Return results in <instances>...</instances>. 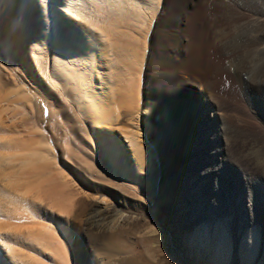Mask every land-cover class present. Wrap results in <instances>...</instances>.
Returning a JSON list of instances; mask_svg holds the SVG:
<instances>
[{
    "label": "rangeland",
    "instance_id": "rangeland-1",
    "mask_svg": "<svg viewBox=\"0 0 264 264\" xmlns=\"http://www.w3.org/2000/svg\"><path fill=\"white\" fill-rule=\"evenodd\" d=\"M45 1V6L49 9L47 13H52L50 9L55 6V0ZM108 1L95 0V3L87 1L88 6L90 5V7L86 6L88 7L87 11L90 8L88 12L91 14L85 10L84 13L87 17L78 18V22L81 21L82 28L93 25L89 27L93 35H95L96 28L99 33H103V31L100 32L101 29L99 28L103 27L102 30L107 29L109 26L113 28V25V30H121L122 28V31L125 30L124 32L129 30L127 33L130 35L128 37L124 36V38L127 43L129 41L133 42L129 46L132 55L129 56L126 62H129V60L143 62L141 64L139 61L133 70V75L138 76L134 80V85H137H135V88L138 89L137 94H139L142 101L147 102L150 99L149 93L154 92L156 96L162 98L164 106H167L165 108H168L167 120L172 124L170 127L164 126L161 130V134H165L162 141H160L161 143H158L159 145L154 142L159 138L151 133L153 124L149 125L148 122L151 114L142 113V110L139 122L140 129L137 127L133 129L140 130L138 131L142 134L140 139L153 147L152 149L156 152L158 161L161 163L158 185L160 191L157 195L153 196L146 185L141 183L140 185L128 179L125 180L122 176L120 178L114 174L112 175L111 172H107L103 168L102 155L100 158L94 155L93 138L91 132L87 129L88 123L84 121L83 116L76 109L79 100L73 96L75 95L74 91H72L73 94H70L75 97L74 99L69 95V90L62 83V77L53 74L52 77L54 78H52L50 77L51 73L44 74L45 76L42 75L45 78L44 85L40 84L37 87L36 79L33 78L31 81L29 77L23 74L24 77L21 78L20 82L15 84L12 81L5 89L7 91H3L8 93V89L11 90V87L21 90L24 88L23 92L20 91L21 93L16 94L22 95L24 93L32 99L30 102L27 101L26 105L32 106L34 104L37 112L33 115L34 117L30 115L33 120L29 118V122H37L34 123L37 126L36 129L40 132L43 131V133L46 132L51 137L49 145L56 147L60 152V158L56 161L57 164L60 163L65 166V161H69L71 166L82 168L85 176L111 190L105 195L104 193L98 194L94 189L89 188L87 184L80 183L79 186L82 192L74 196L73 204L70 203L71 200L69 201V207L67 205L68 199H71L72 196H66L65 203L69 214L63 215L62 212L60 214L57 209H54L56 210L55 215L60 216L58 223L61 224L54 223L53 219L46 217V224L59 230H52L51 232H57L58 240H63L66 242L64 245H68L63 250V254L66 253V256H69V258L66 257L67 261L69 260V264H264V188L261 187L260 189L262 207L254 199L250 203L246 199L250 188L245 177H248L252 169L246 165L241 152L237 153L238 151L235 150L238 147L236 142L233 145L234 147L227 145L226 149L222 150L221 143L216 141L210 143L205 140L206 133L208 132V135L212 133L207 131L206 122L215 119L214 113H211L203 105L204 100H200L202 94H204L200 88V82L205 77L216 79V90L224 95L223 97L226 98L231 108L238 106L242 113H251L254 116L253 119L264 127V121L257 117L258 115L250 108V94H240L230 74L220 72L214 75L216 66L220 62L218 45L214 43L215 37H213L212 32L215 24L214 14H208L207 17L203 11L194 14V11L203 0H150L152 2H149L150 4L147 6L144 5L146 7L143 6L144 8L142 7L143 9L140 12L135 4L136 0ZM230 1L235 4L234 11L255 16L262 15L264 18V0ZM117 7L119 8L117 9ZM247 7L248 10H246ZM216 9L212 8L211 11L217 12L218 9ZM72 20L76 23L74 18ZM86 20L93 21L95 24L92 22L90 25V22ZM105 21L107 22L105 23ZM206 27L211 30L210 33L205 29ZM94 28L95 30H93ZM105 29L104 31H106ZM64 31L65 27L61 35L67 36ZM248 33L251 32L248 31L242 34L244 37L242 35L234 37L229 47L244 53V51L252 52L258 49L259 46L264 45L263 38L261 41L254 40L250 38ZM93 35H91L93 39H96ZM54 36L55 33L52 34L51 39ZM67 37L70 38L71 34ZM95 43L97 44L96 41ZM111 45L112 49L116 47L113 43ZM104 48L105 46L98 49L99 70L102 74L105 73L106 76L109 73V75H112L111 78L116 80L119 75L117 73L118 64L107 66L105 60L109 49L107 47L104 50ZM235 49L233 50L236 51ZM102 53L103 56L101 57ZM48 55L50 56L49 68L54 69L52 66L55 61L51 59L52 53L50 52ZM44 59H46V55H44ZM241 59L237 60L240 61ZM6 62L7 54L0 46V65H5ZM126 62H120V64L123 66ZM253 62L255 63V61ZM87 64L90 65L88 62ZM89 67L93 68L91 70L95 68V66ZM77 68H74L76 76L80 73ZM98 80L99 78L95 83L97 82V86L101 87L99 85L100 80ZM116 85L117 83L112 82L111 89H115ZM170 91L174 92L172 96H168ZM5 93L3 94L6 95ZM16 94L8 96L10 100L7 103L12 101V98L16 99L14 98L17 96ZM114 94L119 97L118 93ZM74 100L76 102H72ZM17 105L19 104H11L10 106L11 108H17ZM121 112L122 116L116 127H118L120 137L124 140L125 133L123 131L132 128V122L135 121H131L129 116L123 115L124 110ZM9 113L11 114L12 110ZM26 117L28 118L29 115ZM18 118L22 119L21 116ZM154 119L162 125L165 122L161 120L160 115H155ZM185 119L191 121L186 127L181 124ZM9 120L10 117L6 121V126H8L6 128L8 130L10 127L8 131H11L7 132L6 135L16 136L15 134H18L17 127L13 125V121ZM29 122L28 124H30ZM176 122L179 123L178 132L174 128ZM72 126L77 129H70ZM18 128H21L22 134L25 132L23 127L19 126ZM24 135L28 138L26 133ZM123 142L127 152L130 153V157L133 158L128 142H125V140ZM73 143H75L74 146ZM219 147L221 149L217 152ZM158 148L162 149V155ZM235 151L237 156L232 155ZM68 155H70V158H68ZM77 157L82 158L83 161L79 162ZM62 158H66V160L62 161ZM206 168L209 169L202 172ZM64 170L67 172V168ZM197 172L199 174H196ZM193 176H196L197 179L191 181ZM215 182L218 185H224L226 193L234 201L233 207L236 211H234L235 215L232 217L233 221L229 222L230 229L228 231L219 222L220 218L224 216L217 217V211L215 212L217 196L205 192V188H208L209 191L214 187L217 188ZM1 184L2 181L0 182V191L5 188ZM10 189L9 187L8 190L11 191ZM24 190L25 188L22 189V191ZM13 191H15L14 188ZM197 191L202 193L197 194L198 197L195 194ZM22 193L19 192V194ZM222 195L218 193V198ZM96 196H100V198L97 199ZM80 198L82 200L79 202ZM102 198L105 199L104 203H100ZM175 200L176 202H174ZM237 202L239 203L236 204ZM175 205L178 207L177 209L174 208ZM104 206L107 207V214L105 217L103 216V221L101 220L100 224L99 222H92V215L98 208ZM211 210L216 215V228L211 229L207 236L206 227L203 226L205 220L208 219L206 213ZM239 222L242 224L241 228ZM253 227L257 228V232L260 234V246L256 257L251 260L249 256L250 243L247 239L248 232L246 230H252ZM241 229L244 230V234L240 233ZM224 230L227 233H224ZM229 237L233 242L231 245L227 243ZM245 237L247 238L242 244L241 242ZM3 244L0 245V264H11L8 251ZM54 248V246H50L49 251L46 250L48 255L45 259L42 255H36L40 259H44L46 263L50 264L52 262L51 264H53L54 254L51 251ZM24 249H26L25 251L28 250L27 248ZM28 251L30 252V250Z\"/></svg>",
    "mask_w": 264,
    "mask_h": 264
},
{
    "label": "bare ground",
    "instance_id": "bare-ground-1",
    "mask_svg": "<svg viewBox=\"0 0 264 264\" xmlns=\"http://www.w3.org/2000/svg\"><path fill=\"white\" fill-rule=\"evenodd\" d=\"M44 1L45 0H0V46L7 54L6 64L0 65V182L2 181L3 186L2 184L1 186L5 187L2 189L3 191H0V239L4 240L3 245L8 251L9 255H7L10 258L11 264H48L44 259L45 257L47 258L48 254H46V250L48 249L49 251L50 246L55 247L54 250L51 251V253L54 254L53 264H69V260L67 261L66 259V257L69 258V256H66V253L63 254L64 248H67L68 245L65 246V241L58 240L57 232H51L52 230H59L55 227L56 230L52 228V226H48L46 224V217H49L51 220L53 219L54 223H58V221H60V216L55 215L56 210L54 209H57L59 213L62 212L63 215L69 214V204H73L74 196L82 192L79 186L80 183L87 184L89 188L94 189L98 194L104 193L105 195L111 192L108 187L85 176L82 168L71 166L69 161H65V166L60 163H58L60 167L58 166L56 161L60 158L59 149L49 145L51 137L46 132L43 133V131L40 132L36 129L37 126L35 124L37 122H29L30 115L32 117L37 112L34 104H32V106L26 105L27 101L30 102L32 99L24 95V93L22 95L16 94L18 92H23L22 90L24 88L21 90L11 87V90L10 88L8 89V93L3 92L12 81L17 84L22 77L26 76L29 77L31 81L33 78L36 79L38 87L40 84L44 85L45 78L43 76L47 74L51 73L50 77H52L53 74L62 77V83L65 85L66 89L69 90V95L75 92L73 96L79 100L78 104L75 103L77 104L76 109L79 111L80 115L83 116L84 121L88 123L87 129L91 132L93 138L92 146L95 152L94 155L97 158H100L102 155L103 168H105L107 172H111L112 175L114 174L120 178L124 177L125 180L128 179L129 181L146 185L153 196L157 195L158 191H160L158 185L161 163L158 161L156 152L152 149L153 147L140 139L142 135L138 132L140 130L136 131L133 129L135 127L140 129L139 122L141 120L140 115L142 110V113L151 114L150 121L148 120V122L149 125H151V123L153 124L151 133L159 138L156 141L153 139L154 142L158 144L162 141L165 134H161L163 127H170L172 124L167 120L168 108H165L167 106H164L161 97L156 96L154 92L151 94L149 93L150 96H148L150 99L145 102L142 101V99L139 98V94H137L138 89H136L137 87L135 88L136 84L134 85V80L135 77L138 78V76L133 75V70L140 60H136L135 62L129 60V62H126L129 56L132 55L129 46L133 42L128 40L129 42L127 43L124 38V36L128 37V35H130L127 33L129 30L126 32H124L125 30L122 31L123 28H120L121 30H113L114 25L110 22L113 28H111V26L107 28L108 30L104 28L106 31H104V29L102 30L103 27L99 28L101 29L100 32L103 31V33H99L96 28V31H94L95 35H93L92 30L89 28L93 26L91 25L93 21L90 22L87 20L86 21L90 22L89 24L91 26L82 28V23H80L81 19L79 20L80 22H78V18L86 16L84 12L90 7L87 1L95 3V0H55V6L50 9L52 13H47L49 9L45 6L47 2L45 1L44 3ZM152 1L136 0L135 4L138 6L140 12L141 9ZM108 2H111V0ZM118 8L119 7H117V9ZM212 8H217L218 11L212 12ZM233 9H235V4L230 0H203L194 11V14L200 13V11H203L206 17L208 14H214L215 24L213 26L214 28H212V32L213 37H215L214 43L218 45L220 62L219 65L216 66L215 74H213L217 75L220 72L230 74L233 78L234 85L238 87L237 91H239L240 94H250L249 102L251 104V110L258 115L257 117L264 121V45L259 46L258 49L252 52L244 51V53H240V50L238 51L233 48L236 50L234 51L229 47L234 37L241 36L248 31L251 32L248 33L250 38L258 41H261L262 38L264 40V18L262 15L255 16L248 13H239ZM89 10L90 8L88 11ZM246 10H248V7ZM72 18L75 19L76 23H74ZM106 22L107 21H105V23ZM120 26L122 25L120 24ZM64 27V32L67 33V36L71 34L70 38L66 35H61ZM205 29L209 33L211 32L207 27ZM93 30H95V28ZM53 32L55 36L51 39L52 34H54ZM118 34L120 35L118 36ZM91 35L96 39H93ZM112 43L116 46L113 49ZM104 46V50L107 49V47L109 49L107 50L108 54L105 60L107 66L109 65L110 67L115 63L118 64L117 73L119 75L116 80H113L111 78L112 75H109V73L107 74L106 72V76L103 71L104 74L99 70L100 63L98 61L100 58L98 56V49ZM50 52L52 53L51 59L55 61V64L52 66L54 69L49 68L48 64L50 61V56L48 54H50ZM44 55H46V59H44ZM237 59L241 60L238 61ZM253 61H255V63ZM87 62L90 63V65L87 64V66ZM120 62H126V64L122 66ZM142 63L143 62H141V64ZM75 66L78 67L77 71H80L77 76L74 71V68H76ZM89 66H95L94 70H91L93 68ZM23 74L24 76H22ZM98 78L101 87L97 86V82L95 83ZM215 80L214 78L205 77V79H202L200 82V88L204 93L200 100H204L203 105L215 115V119L209 122L205 121L207 131L212 132L210 135H208V132L206 133L205 140L210 143H212V141L221 143L222 145L220 147H222V150L226 149L227 145L232 147L236 142L238 147L235 150L238 151L237 153L241 152L246 165L252 169L248 177H245L250 188L248 192L249 196L247 193L246 199L249 200L250 203L253 202L254 199L256 203L262 207L263 202L260 198V189L261 187L262 189L264 188V127L253 119L254 116L251 113H242V110L238 106L231 108L226 98L223 97L224 95H221L220 91L216 90ZM112 82L117 83L115 89H111ZM114 93H118L119 97ZM12 94L17 95L14 97L16 99L12 98V101L7 103V101L10 100L8 96H12ZM173 94L174 92L170 91L168 96H172ZM70 96L73 97L72 95ZM75 97H73V99ZM72 102L76 101L74 100ZM11 104L19 105H17V108H11ZM10 108L12 110L11 114L9 113L11 111ZM122 110H124L123 115L129 116L131 121H135L132 122V128L123 131L125 133L124 140L128 142L129 148L132 150L133 158H131L130 153L127 152L126 146L124 147V140L120 137L119 130L117 129L118 127H116L120 122ZM228 111L230 112L229 114L227 113ZM28 115L29 117L27 118L26 116ZM155 115H160L161 120L165 121L163 125L154 119ZM6 116L10 117L11 122L13 121V125L17 127V129H19V126L23 127L25 132L22 134L20 128L19 130L16 129L18 133L15 134L16 136L6 135L7 132L11 131H8L10 127L8 130L6 128L8 127L6 126V121L8 119ZM19 116H21L22 119L18 118ZM188 117L190 118L191 116ZM28 122L30 124H28ZM189 122L191 123V121L185 119L181 124L186 127L190 124ZM13 125L10 126L12 127ZM74 128L72 126L70 129ZM174 128H176L178 132L179 123L176 122ZM13 131L15 130L13 129ZM38 132L39 134L37 135ZM24 133L27 134L28 138L25 137ZM74 144L75 143H73V146ZM220 147L217 148V152L221 149ZM158 149L162 155V149ZM232 155L235 156L236 151ZM68 158H70V155H68ZM61 160L64 161L66 158H62ZM78 161L81 162L83 159L79 157ZM63 168H67V172ZM221 168L225 170V168ZM208 169L209 168H206L202 172ZM196 174H199V172ZM196 179L197 177L193 176L191 181ZM216 186L217 188L214 187L211 191L205 188V192L217 196V208L215 212L217 211V217L221 215L224 216L220 218L219 222L221 225L225 226L228 231L230 229L229 222L233 221L232 217L235 215L234 211H236L233 207L234 201L226 193L224 185H218V183H216ZM9 187L11 191L8 190ZM13 188L15 191H13ZM23 188H25L24 191H22ZM175 190H177V188H175ZM19 192L23 193L19 194ZM200 193V191H197L195 194L197 195ZM218 193L223 194L220 196L221 198H218ZM116 194L118 195V193ZM66 196H72L70 197L71 199H68V207L65 203ZM63 197H65V199H63ZM196 197H198V195ZM95 198L98 199L100 196H96ZM81 200L82 198L78 201L80 202ZM103 201H105V199L102 198L100 203H104ZM174 202H176V200ZM238 203L239 202L236 204ZM174 208L177 209L178 207L175 205ZM106 212V206L98 208L94 215H92L91 221L99 222L100 224V221H103V218L106 216ZM206 214L209 220H205V225L203 227H206L205 230L208 236L211 229L214 230L216 228V215L212 210ZM239 224L241 228L242 224L240 222ZM255 227H253L252 230H246V232H248V238H243L241 242L243 244L245 239H248L250 243L249 256L251 260L256 257L260 246V234ZM226 230L223 232L227 233ZM243 231L244 230L241 229L240 233L244 234ZM230 237L227 243L231 245L233 242L230 240ZM218 246L219 244L217 243V247ZM23 247L30 250L31 254L28 250L25 251L26 249ZM36 254L42 255L44 259H40Z\"/></svg>",
    "mask_w": 264,
    "mask_h": 264
},
{
    "label": "snow or ice",
    "instance_id": "snow-or-ice-1",
    "mask_svg": "<svg viewBox=\"0 0 264 264\" xmlns=\"http://www.w3.org/2000/svg\"><path fill=\"white\" fill-rule=\"evenodd\" d=\"M4 243L3 239H0V245H2Z\"/></svg>",
    "mask_w": 264,
    "mask_h": 264
}]
</instances>
